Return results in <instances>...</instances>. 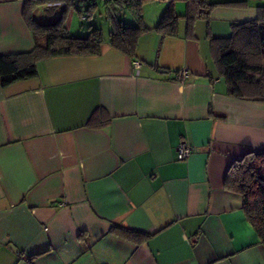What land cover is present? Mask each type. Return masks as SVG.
<instances>
[{"label": "crops", "instance_id": "0c3cea01", "mask_svg": "<svg viewBox=\"0 0 264 264\" xmlns=\"http://www.w3.org/2000/svg\"><path fill=\"white\" fill-rule=\"evenodd\" d=\"M209 2L208 19L188 30L181 18L166 36L154 29L165 5L148 6L138 72L105 39L98 55L51 57L36 76L0 84V264H264L225 184L234 160L264 151V102L226 93L210 41L255 19L264 0ZM23 6L0 0V55L33 47ZM55 6L36 8L37 20H56ZM180 142L193 147L184 159Z\"/></svg>", "mask_w": 264, "mask_h": 264}, {"label": "trees", "instance_id": "16d2710c", "mask_svg": "<svg viewBox=\"0 0 264 264\" xmlns=\"http://www.w3.org/2000/svg\"><path fill=\"white\" fill-rule=\"evenodd\" d=\"M76 2H86L88 16L97 5L96 0H24L23 19L33 36L31 50L21 53L0 55V84L4 87L17 80L37 75V63L55 56L98 55L105 41L102 29L88 26L85 36L72 35L65 26L70 7ZM114 11L128 10L134 15V24H117L108 34V42L115 49L136 59L140 36L148 31L142 18V6L147 0H104ZM152 1V0H150ZM167 0L154 29L164 36L176 35L181 18L191 30L197 19H208L214 3L209 0H182L185 2L183 15L177 14L174 2ZM63 4L59 17L51 22H39L35 10ZM80 13V10H77ZM86 17V18H87ZM214 60L226 85L229 96L264 102V5L258 6L257 16L249 21L232 25L230 34L210 37ZM91 118L89 124H91ZM226 186L241 195L242 209L253 229L264 243V151H248L234 160L225 177ZM111 231L126 238L143 240L147 233L117 224Z\"/></svg>", "mask_w": 264, "mask_h": 264}, {"label": "rangeland", "instance_id": "374dc122", "mask_svg": "<svg viewBox=\"0 0 264 264\" xmlns=\"http://www.w3.org/2000/svg\"><path fill=\"white\" fill-rule=\"evenodd\" d=\"M96 6L93 8L92 13L90 16L87 17L88 12L85 11L86 8V2H76L75 7L71 8V11L73 12V16L75 18L74 21V27L72 28L73 32H70V34L75 35L74 31H78V28H82L84 30L85 34H76V35H87L88 33V26L92 25L93 27H99L102 29L104 38L107 39L109 32L119 23V24H134V15L128 11V10H116L114 11L109 7V4L105 2L104 0H96ZM150 4V5H149ZM167 1H155V0H147L143 6H142V17L145 16V10L149 7V11L153 6H161L165 5V8L167 6ZM177 5L178 13H184L185 9V3L181 0H177L175 2ZM41 11H43L44 8H47V6H39ZM164 8V9H165ZM81 10L82 14L85 15L87 18L83 19L81 15L78 14L77 10ZM153 11V10H151ZM150 12L147 14V19L144 21H149Z\"/></svg>", "mask_w": 264, "mask_h": 264}, {"label": "built area", "instance_id": "2783aa9c", "mask_svg": "<svg viewBox=\"0 0 264 264\" xmlns=\"http://www.w3.org/2000/svg\"><path fill=\"white\" fill-rule=\"evenodd\" d=\"M78 1H82V0H78ZM81 17L83 19L86 18V16L83 15V14L81 15ZM131 65L136 70V72H138L139 69H140V67L142 66V63L138 59H132L131 60ZM188 73H189V70L187 68H181V69H179L178 70V77H179V79L181 81L184 80L187 77ZM192 150H193V147L190 144H188L186 142H180L178 144V146H177V158L178 159H184V158H186L187 156L190 155V153L192 152Z\"/></svg>", "mask_w": 264, "mask_h": 264}, {"label": "water", "instance_id": "95a60500", "mask_svg": "<svg viewBox=\"0 0 264 264\" xmlns=\"http://www.w3.org/2000/svg\"><path fill=\"white\" fill-rule=\"evenodd\" d=\"M155 1H167V0H155ZM164 71V70H163Z\"/></svg>", "mask_w": 264, "mask_h": 264}]
</instances>
